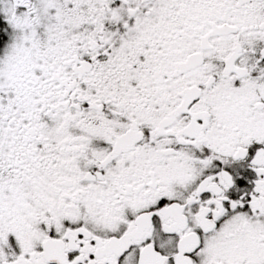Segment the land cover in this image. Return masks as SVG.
Instances as JSON below:
<instances>
[{"label":"snow or ice","instance_id":"snow-or-ice-1","mask_svg":"<svg viewBox=\"0 0 264 264\" xmlns=\"http://www.w3.org/2000/svg\"><path fill=\"white\" fill-rule=\"evenodd\" d=\"M0 264H264V0H0Z\"/></svg>","mask_w":264,"mask_h":264}]
</instances>
